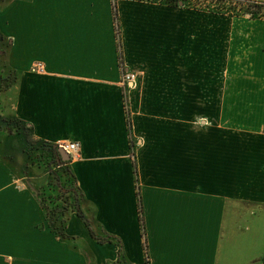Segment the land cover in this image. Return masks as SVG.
Returning <instances> with one entry per match:
<instances>
[{"label": "crops", "instance_id": "crops-1", "mask_svg": "<svg viewBox=\"0 0 264 264\" xmlns=\"http://www.w3.org/2000/svg\"><path fill=\"white\" fill-rule=\"evenodd\" d=\"M114 1L2 0L1 60L14 72L6 114L36 142L79 144L68 164L78 206L97 237L113 240L92 238L73 211L59 237L36 177L22 176L20 153L1 141L0 264H110L118 242L122 264H264V119L261 107L229 104V92H264V24L232 30L229 56H214L209 27L190 36L186 88L164 8ZM218 63L235 74L214 92ZM123 72L137 76L132 86ZM133 92H172V103L134 116ZM218 96L210 118L207 98ZM230 107L253 116L230 121Z\"/></svg>", "mask_w": 264, "mask_h": 264}, {"label": "rangeland", "instance_id": "rangeland-1", "mask_svg": "<svg viewBox=\"0 0 264 264\" xmlns=\"http://www.w3.org/2000/svg\"><path fill=\"white\" fill-rule=\"evenodd\" d=\"M119 0L114 1L115 5ZM140 3L154 4L164 8L163 20L166 31L170 36V48L167 47L169 55L173 56L172 50L175 45V51L180 48L181 59V77L182 86L187 88L188 84V56L190 36L198 38L204 36L205 27L212 31L214 41V56L228 55V40L233 36V31L239 28V31L252 24H264V0H130ZM0 0V6L2 5ZM178 26L175 32H170L169 26ZM117 35L119 34V25L116 22ZM247 35V34H246ZM178 36V38H177ZM1 37V36H0ZM167 37V36H166ZM174 38V39H173ZM231 40V39H230ZM119 41V36H118ZM173 42V43H172ZM223 43L224 48L220 45ZM177 47V48H176ZM166 49V51H167ZM3 52L0 46V143L4 142V151L12 155L14 152L20 153L22 176L27 178L36 177L32 180L36 186L38 197L42 205L48 212V220L54 230L60 231L61 224L58 221L65 220L66 215L62 216L61 212L68 213L73 205L78 201V192L71 186V177L67 172L69 166H62L59 155L56 159L53 154L43 148V143L36 142L32 139L28 131L20 129L18 123L8 116L9 104L7 97H4L5 91L12 87L13 76L9 74L7 66L1 60ZM222 67L213 64V90L220 92L224 87L226 78L233 76L235 73L228 74L220 70ZM137 78V76H136ZM136 94L133 100V114L140 117L142 115L143 105H158L161 102L165 104L172 103V92H133ZM229 104L234 105L237 102L244 103L245 106L252 105L256 108L261 107L262 119H264V92H229ZM237 94V95H236ZM148 95V96H146ZM210 101L209 110L220 104V97L207 98ZM181 104L183 110L187 111L188 92H181ZM127 104V99H126ZM127 106V105H126ZM213 107V108H214ZM230 107L229 120L238 119L246 120V115L240 114L236 109ZM128 110V109H127ZM203 114L205 107L202 108ZM135 111V113H134ZM198 111H200L198 109ZM183 115V113H182ZM211 117L216 115L212 110L208 114ZM257 115V113H255ZM128 116L129 110H128ZM239 117V118H238ZM24 131V132H23ZM53 156V157H52ZM24 159V160H23ZM25 163V164H24ZM69 185V186H68ZM145 254V253H144ZM146 256V255H145ZM148 258V255L146 256Z\"/></svg>", "mask_w": 264, "mask_h": 264}, {"label": "trees", "instance_id": "trees-1", "mask_svg": "<svg viewBox=\"0 0 264 264\" xmlns=\"http://www.w3.org/2000/svg\"><path fill=\"white\" fill-rule=\"evenodd\" d=\"M115 20H116V12H114V21H115ZM115 23H116V21H115ZM6 68L8 69L9 74L12 75L13 78H14V72L12 71V69H9L8 67H6ZM12 82H13V80H12ZM12 119H13V118H12ZM13 120L16 121V122L18 123V126L20 127V129H24V131H28V133L30 134V131H29L30 129L27 128L26 125L21 124V122L15 120V119H13ZM24 131H23V132H24ZM39 143H43V142H39ZM42 145H43V148H44V149L49 150V151L53 154V156H55L56 159H57V157H58V152H57L56 145H54V144H48V143H43ZM53 156H52V157H53ZM69 163H70L69 161H65V162L61 161L60 164H62V166H67ZM133 167H134V169H135V167H136V166H135V162H133ZM67 172L70 174V177H71V179H72V181H71V186H73V189H75V190L78 192V189H77V187H76L75 178L72 176L70 170H67ZM68 186H69V185H68ZM136 195H137V201H138V220H139V223H140V228H141V232H142V239H143V249H144V253H145V255L147 256V242H146V237H145V236H146V233H145V231H144V224H143V218H142V205H141V201H140V198H139V194L136 193ZM80 198H81V196H80V193L78 192V201H77V203H76L75 205H73V206L71 207L70 211L75 212L80 218H82V219L84 220V224H85V226L88 228L91 237L94 238V239H96L99 243H103V242H106V241H111V240H113L111 237L100 238V237H97V236H96V234L94 233V231L91 229V226H90L89 221L84 217L83 212L81 211L80 207L78 206V202L80 201ZM45 209H46V208H45ZM47 210H48V209H47ZM47 210H46V211H47ZM47 213H48V212H47ZM60 214H62V216H64V215L67 214V213L64 211V213L61 212ZM47 215H48V214H47ZM66 219H67V217L65 218V220L58 221V223L61 224V230L58 231V232H57V230H54V229H53L52 224H51V223L49 222V220H48V223H49L50 227L52 228V230H54V232H55L59 237H62V236H63V229H64V225H65L64 223L66 222ZM117 244H118V247H119V250H118V258H117V260H116L115 262L110 263V264H122V262H121V256H120V255H121V254H120V252H121V248H120V246H119V242H118Z\"/></svg>", "mask_w": 264, "mask_h": 264}, {"label": "built area", "instance_id": "built-area-1", "mask_svg": "<svg viewBox=\"0 0 264 264\" xmlns=\"http://www.w3.org/2000/svg\"><path fill=\"white\" fill-rule=\"evenodd\" d=\"M32 70L34 72L42 73L44 71V66L41 63H36ZM136 81V75L133 73L123 72L121 76V83L122 86H132ZM57 149L63 150L65 153H67L70 157V159H77L78 153H79V144L76 142H62L56 145ZM145 259L147 261V257L145 256Z\"/></svg>", "mask_w": 264, "mask_h": 264}, {"label": "water", "instance_id": "water-1", "mask_svg": "<svg viewBox=\"0 0 264 264\" xmlns=\"http://www.w3.org/2000/svg\"><path fill=\"white\" fill-rule=\"evenodd\" d=\"M57 152H58L60 161L65 162V161H69L70 160L69 155L67 153H65L63 150L57 149Z\"/></svg>", "mask_w": 264, "mask_h": 264}]
</instances>
